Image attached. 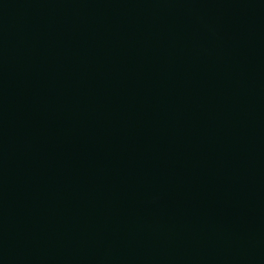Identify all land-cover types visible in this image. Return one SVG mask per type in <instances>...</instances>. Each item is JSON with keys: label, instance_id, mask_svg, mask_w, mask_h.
<instances>
[{"label": "water", "instance_id": "obj_1", "mask_svg": "<svg viewBox=\"0 0 264 264\" xmlns=\"http://www.w3.org/2000/svg\"><path fill=\"white\" fill-rule=\"evenodd\" d=\"M0 264H264V0H0Z\"/></svg>", "mask_w": 264, "mask_h": 264}]
</instances>
